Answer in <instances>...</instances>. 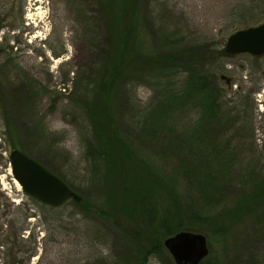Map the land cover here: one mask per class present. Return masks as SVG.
<instances>
[{
  "label": "rangeland",
  "instance_id": "rangeland-1",
  "mask_svg": "<svg viewBox=\"0 0 264 264\" xmlns=\"http://www.w3.org/2000/svg\"><path fill=\"white\" fill-rule=\"evenodd\" d=\"M258 3L252 10L251 0H139L138 51L178 52L202 41L213 43L212 50L224 49L234 31L264 22V0ZM95 13L88 0H0V134L7 121L16 149L63 179L83 201L82 206L69 199L53 207L17 188L9 165L13 148L0 135V228L3 240L10 236L0 262L174 264L166 250L152 251L143 260L140 249L150 245L142 230L161 232L158 222L176 206L178 213L171 219L180 217L181 228L194 227L195 214L204 218L195 229L208 235L206 260L264 264V196L256 192V173L244 172L228 185L212 180L215 167L180 136L197 114L176 110L168 117L157 106L162 99L161 88L154 85L160 82L159 70L134 73L112 90L111 113L119 137L164 184L140 208L136 205L137 212H126L130 199L122 193L125 182L107 175L83 101L84 91L92 100V65L104 61V26ZM215 67L222 100L239 109L236 124L244 131L224 132L234 138V150L243 157L237 167H264V55L221 57ZM11 97L13 116L6 112ZM154 108L155 115H144ZM217 188L228 192L218 197ZM220 226L223 230L212 234Z\"/></svg>",
  "mask_w": 264,
  "mask_h": 264
},
{
  "label": "trees",
  "instance_id": "trees-1",
  "mask_svg": "<svg viewBox=\"0 0 264 264\" xmlns=\"http://www.w3.org/2000/svg\"><path fill=\"white\" fill-rule=\"evenodd\" d=\"M88 1L91 8L96 11L95 15L103 22L106 45L104 44L101 47L103 52L102 60L104 59V61L100 62L98 60L99 62L92 65V70L96 71V79L93 81L92 100L87 98L86 95L88 93L84 91L83 101L87 108L88 117L91 119L93 134L98 141V152L107 175L112 181L121 179L122 182H125L122 186V193L124 197L127 196L130 199L129 203H127L130 207L126 208V212L129 214L137 212L136 207L138 206L136 205L140 204V208L143 204L142 200L146 196L154 195L156 186L161 189L164 184L159 180L157 173H153L151 169L138 161L127 142L119 137L117 126L111 113L112 95L113 97L116 95V90L113 93L112 90L113 87L119 84V81H122L120 84L125 85L128 79L130 80L134 77V73L144 76L147 75V71L153 72L155 70L162 71V75L158 77L160 82L154 84L156 87L161 88L159 93L162 99L159 102L160 106L157 105L158 108L161 107L168 117L173 116L176 110L178 112L192 110L197 114V119L193 126L182 130L180 136L186 146L191 147V149L193 147L194 150L204 155L206 160H209V163L215 167L214 176L211 173L209 174L212 180L221 179L228 185L230 182L236 181L238 177H242L244 172L251 173V175L256 173V178L259 182V188L256 192L260 194V197L264 196V167L257 165L251 169L248 164L244 168H238L237 164L244 162L243 157L239 155L240 153L234 150L238 144L237 142L234 144L232 136L224 137V132L226 131H240V127L236 124L239 109L229 107L222 100L223 90L218 86L215 77V71L218 70L215 67V63L218 58L230 55L226 54L222 48H217L216 51L212 50L213 43L210 41L196 42L178 52L162 54L140 53L138 51L139 43L135 34L137 29L135 13L139 0ZM259 1L251 0L250 9L253 10L258 7ZM54 55L58 56L57 53H54ZM23 83H26L25 79ZM89 83L90 81L86 85ZM78 87H80V83H78ZM32 88L31 94L35 96L36 92L34 90L36 87L32 86ZM10 99L11 108L6 110V112L7 115L10 113L13 116L15 110L13 109L14 102L12 97ZM156 110L157 108H154L149 114L145 113L144 115H155ZM6 112L4 110L3 114L6 115ZM5 122L4 132L0 134L1 138L6 145L9 144L13 149H16L17 141L11 140L10 124L7 121ZM247 125L248 122L244 123L243 129L247 128ZM241 132L244 131L237 133ZM217 192L218 197H221L228 192V189L225 188L222 191L217 188ZM71 201L77 206L83 205L82 200L79 202ZM142 209L144 210L145 207ZM151 212L152 208L149 210V215ZM171 212L168 218H162L158 222L161 232L157 229L142 230L143 236L147 238V242L150 244L149 248L145 249L142 247L140 249L143 253V260H147L152 251H155L156 254L163 253V250H165L162 245L164 237L186 229V227L181 228L183 220L180 217H176L175 221L171 219L178 213L176 206L172 208ZM199 219L203 220L204 218L199 214H195L194 220L192 219L195 226L189 227L188 230L205 234L206 232L202 228L195 229V227H198L196 225H198ZM222 230L221 226L214 228L212 234L216 235ZM153 232L157 235L156 239H153ZM158 235H161L162 238L159 239ZM9 239L10 236L7 235L3 243L9 245ZM13 240L15 241V235ZM5 264H14V262H6ZM200 264H216V262L205 259Z\"/></svg>",
  "mask_w": 264,
  "mask_h": 264
},
{
  "label": "water",
  "instance_id": "water-1",
  "mask_svg": "<svg viewBox=\"0 0 264 264\" xmlns=\"http://www.w3.org/2000/svg\"><path fill=\"white\" fill-rule=\"evenodd\" d=\"M224 51L229 55H263L264 22L234 31L226 38ZM220 79L228 82L225 76ZM9 164L22 191L37 201L57 207L69 199L81 200L61 178L20 150L9 152ZM162 245L174 264H200L209 253L205 234L192 230L177 231L165 237Z\"/></svg>",
  "mask_w": 264,
  "mask_h": 264
},
{
  "label": "flooded vegetation",
  "instance_id": "flooded-vegetation-1",
  "mask_svg": "<svg viewBox=\"0 0 264 264\" xmlns=\"http://www.w3.org/2000/svg\"><path fill=\"white\" fill-rule=\"evenodd\" d=\"M239 55H247V56H251V55H249V54H246V53H244V54H238V55H233V56H239ZM228 79V78H227ZM225 82H226V80H225ZM230 82V80L228 79V82H226V83H229ZM3 234H2V229L0 228V254H1V249H2V247H3ZM6 262H9V261H6ZM5 262V263H6ZM4 263V264H5ZM0 264H3L2 262H0Z\"/></svg>",
  "mask_w": 264,
  "mask_h": 264
},
{
  "label": "bare ground",
  "instance_id": "bare-ground-1",
  "mask_svg": "<svg viewBox=\"0 0 264 264\" xmlns=\"http://www.w3.org/2000/svg\"><path fill=\"white\" fill-rule=\"evenodd\" d=\"M14 183H15V185H16L17 188L20 187V185L16 181H14Z\"/></svg>",
  "mask_w": 264,
  "mask_h": 264
}]
</instances>
